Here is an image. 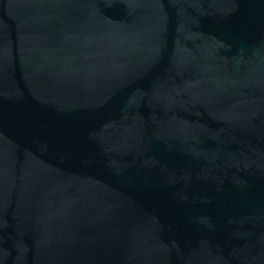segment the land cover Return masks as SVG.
I'll use <instances>...</instances> for the list:
<instances>
[{"label":"water","instance_id":"water-1","mask_svg":"<svg viewBox=\"0 0 264 264\" xmlns=\"http://www.w3.org/2000/svg\"><path fill=\"white\" fill-rule=\"evenodd\" d=\"M0 264H264V0H0Z\"/></svg>","mask_w":264,"mask_h":264}]
</instances>
